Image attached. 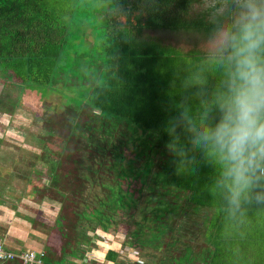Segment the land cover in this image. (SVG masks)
Instances as JSON below:
<instances>
[{
    "label": "trees",
    "instance_id": "16d2710c",
    "mask_svg": "<svg viewBox=\"0 0 264 264\" xmlns=\"http://www.w3.org/2000/svg\"><path fill=\"white\" fill-rule=\"evenodd\" d=\"M106 1L111 8L104 14L100 50L87 33L92 49L81 52L84 66L79 64L89 68L87 76L71 81L82 100L68 105L70 116H79L85 106L90 113L87 119H57L68 128L66 148L43 150L39 157L47 162L48 183L29 197L38 205L45 199L58 202L60 209L52 221L40 213L28 218L45 235L35 251L42 253L43 264H215L228 236L222 221L230 209L214 188L218 170L190 150L187 136L177 140L165 131L181 98L194 91L192 82L178 78L176 60L191 56L200 62L203 55L194 42L177 43L175 35L206 22L194 20L192 0ZM41 2L0 0V73L27 87L49 88L65 66L69 28ZM162 46L178 56L161 54ZM72 151L74 160L58 159ZM33 165L26 166L27 186L34 183L27 177ZM240 208L264 210V204L243 202ZM100 232L113 240L123 235L119 247L107 245L103 258L93 250ZM134 250L140 260L131 257Z\"/></svg>",
    "mask_w": 264,
    "mask_h": 264
},
{
    "label": "clouds",
    "instance_id": "9594fccd",
    "mask_svg": "<svg viewBox=\"0 0 264 264\" xmlns=\"http://www.w3.org/2000/svg\"><path fill=\"white\" fill-rule=\"evenodd\" d=\"M190 7L205 26L175 40L194 42L203 55L194 91L179 101L166 134L187 136L190 150L218 170L214 188L230 209L264 204V0H192Z\"/></svg>",
    "mask_w": 264,
    "mask_h": 264
},
{
    "label": "rangeland",
    "instance_id": "374dc122",
    "mask_svg": "<svg viewBox=\"0 0 264 264\" xmlns=\"http://www.w3.org/2000/svg\"><path fill=\"white\" fill-rule=\"evenodd\" d=\"M41 4L54 20L67 24L69 28L64 51L67 58L62 62L65 66L59 72L60 80L53 81L49 88L39 87L37 93H32L30 90L34 89H24L17 78L11 77L7 80L0 73V238L5 239L9 247L33 250L42 248L45 235L34 230L28 218H39L40 213L43 218L52 221L60 209L58 202H47L45 199L49 206L43 203L38 205L34 198L29 197L39 195L35 189L42 188V182L44 183L47 175L45 168L36 161L34 155H31L32 152H37L36 148H32L37 145L35 132L39 131V126L45 120L44 116L46 119H51L52 115L49 113H59L62 102V98L56 95L49 98L42 96L46 95L45 91L48 90L60 94L59 86H63L67 93L65 104L79 105L78 100L82 99L77 91L79 88L71 82L72 77L87 76L88 67L86 70L83 67L79 69V64L84 66L81 52L92 49L87 40V33L95 36L96 50H100L102 26L105 23L104 14L111 8L106 0H42ZM159 49L165 56L177 55L170 46H162ZM175 66L178 78L183 77L184 81L189 82H192L193 77L200 70V62L198 63L191 56H178ZM96 70H99V67ZM127 151L128 158H132L131 145L128 146ZM32 162L34 165L27 177L34 183L27 186L24 175L27 164ZM116 169L117 174L123 176L121 173L123 168ZM108 192L113 193L110 190L105 194ZM22 193L24 197L21 196ZM12 223L18 228L22 227V238H11L8 235L7 227ZM222 223V228L227 231L228 236L220 246L218 255L213 258L215 264H264L263 209H229ZM101 234V232L97 234L99 240L108 242L113 247L117 246L109 235L107 237ZM118 239L123 240V235L118 234ZM101 245L105 246L102 243ZM96 249H99L98 246L93 250ZM126 256L130 257L128 254Z\"/></svg>",
    "mask_w": 264,
    "mask_h": 264
},
{
    "label": "crops",
    "instance_id": "0c3cea01",
    "mask_svg": "<svg viewBox=\"0 0 264 264\" xmlns=\"http://www.w3.org/2000/svg\"><path fill=\"white\" fill-rule=\"evenodd\" d=\"M87 40L91 43V37H87ZM199 63V62H198ZM7 80H9L10 78H6ZM87 83H85L86 85ZM22 85V84H21ZM24 86V85H22ZM25 88L24 89H34L33 91L30 90V92H35L37 93L36 91H39V87H27V86H24ZM60 87V91L61 93L58 94V93H55V92H51V91H45L46 95L42 96V97H52V96H59L60 98H62V102H61V105H60V111L59 113L58 112H52V113H49L52 115V118L53 119L54 117L55 118H72L73 117H81V118H86L87 119V115L90 113V110L85 106L84 110L82 109L81 113L79 114V116H75L76 113H72L73 115L70 116V112L68 111V105H66V96H67V93H65V88L62 87V86H59ZM80 109V108H79ZM47 116V115H46ZM44 121L42 123L41 126H39L40 128H38L39 131L35 132L37 135L35 136L36 137V147H32V148H36L37 149V152H32L31 155H34V158L36 157V161H38L39 163H41V165L45 168V171H46V179L44 180V183L47 184L48 183V172H47V162L45 160H43L42 158H39L40 155H42L43 153V150H51V151H64L66 147H64L66 145V141H65V134L68 132V128L67 127H64L62 122L60 123L59 120H53L52 123H50L51 125H47L45 124L46 121L50 120V119H46L45 116H44ZM70 130V129H69ZM72 131V130H70ZM39 132V133H38ZM61 134V135H59ZM129 145H131V149L133 147V144L130 143ZM28 147V145H26ZM84 156L87 155V153H83ZM76 157L74 151L72 152H68V154H65L64 156H61V158L59 157L58 159H63V162L65 161H71V160H74ZM54 158V157H53ZM54 160V159H53ZM56 160V159H55ZM99 189V187L95 186V190ZM47 202H52V201H49L47 200ZM45 200L43 201V204H45V206H49L50 204L47 203ZM54 202V201H53ZM15 213V211H13ZM8 235L11 237V238H15V237H21L22 238V232H23V229L22 227L18 228V226H16V224H10L8 227ZM102 233V232H101ZM101 235L103 236H107L110 234H104L102 233ZM108 237V236H107ZM112 242L114 241L112 239V237L110 236ZM24 240V239H23ZM5 245L7 248H10V249H14V250H19V247L18 248H12V247H9L7 244H6V241L5 239H3ZM117 241V242H116ZM122 241V240H119L118 239V235H117V240L114 241V243L118 246L119 245V242ZM102 244H105V246H102ZM224 243V242H223ZM222 243V244H223ZM110 243L108 242H105L104 241H98L97 242V246L99 249H96L94 250V253L96 254V256H98L99 258H103L105 256V253H106V250H107V245H109ZM195 244L200 247L202 245V242L200 240H195ZM111 246L113 247V245L111 244ZM116 246V247H117ZM114 247V248H116ZM31 250V249H29ZM37 250H40V249H37ZM35 251V250H34ZM138 260L139 257H138Z\"/></svg>",
    "mask_w": 264,
    "mask_h": 264
},
{
    "label": "built area",
    "instance_id": "2783aa9c",
    "mask_svg": "<svg viewBox=\"0 0 264 264\" xmlns=\"http://www.w3.org/2000/svg\"><path fill=\"white\" fill-rule=\"evenodd\" d=\"M130 255L133 259L138 260L139 253L137 251H132ZM41 256L42 253L29 249L19 250L16 252L7 248L3 239L0 238V263L18 259L20 260V264H43ZM86 261H88V259L85 260V262Z\"/></svg>",
    "mask_w": 264,
    "mask_h": 264
}]
</instances>
